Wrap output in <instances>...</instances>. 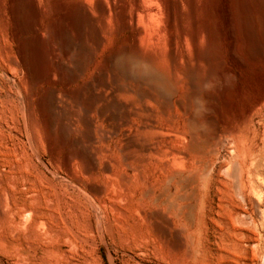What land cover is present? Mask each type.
Segmentation results:
<instances>
[{
  "label": "rangeland",
  "instance_id": "1",
  "mask_svg": "<svg viewBox=\"0 0 264 264\" xmlns=\"http://www.w3.org/2000/svg\"><path fill=\"white\" fill-rule=\"evenodd\" d=\"M121 1L65 55L53 28L82 0H0V264H264V0L244 2L251 51L232 0L132 28ZM118 51L153 56L169 94L115 71Z\"/></svg>",
  "mask_w": 264,
  "mask_h": 264
},
{
  "label": "bare ground",
  "instance_id": "2",
  "mask_svg": "<svg viewBox=\"0 0 264 264\" xmlns=\"http://www.w3.org/2000/svg\"><path fill=\"white\" fill-rule=\"evenodd\" d=\"M83 2L80 3L81 5L75 9L71 15H68L66 17H64V21L66 22V24L68 25V27L70 28V32L69 33H63V29L61 27V23H58L56 26H54L53 30H54V35L56 36V38L58 39V41L60 42V48H61V51L67 55L69 54L70 52H72L73 50H77L78 52L82 53L83 52V23H82V18L84 15L86 16H90V18H92L91 16H97L96 18L98 19L95 20L98 22V27H99V31H100V34H104L107 32L108 34H111L112 31H113V28H114V23H115V18L119 19V17H117L115 14V7H116V4H115V7H114V2H116L117 0H82ZM120 1V0H119ZM134 1V7L131 5V8L133 7V11L132 9L128 11L129 13V16H125V17H129V23H131V28H132V25H134L135 23H137L139 21V18L141 17V15H144L146 17H149L151 19H156L159 23L160 21L161 22H165V24L167 23H170L172 21V19L175 17V5L174 3L170 2L169 0H156V6L154 7H147L146 6V3L148 2V0H146V3L145 5L143 4L144 0H132ZM132 1L130 0L129 2L132 3ZM182 1V0H181ZM258 2H263V0H256ZM121 2H125V0L121 1ZM128 2V1H127ZM175 2V1H174ZM194 2V1H193ZM244 2L245 0H232V3H231V6L233 7V9L235 10V16H236V19H238L239 21V26L237 28V31H238V35H236V38L237 39H242L244 41V46L248 49V50H252L254 48V45L252 44V39L250 38V35L248 33V29H247V26H246V18H245V12H244ZM130 3V4H131ZM151 3V2H150ZM149 3V4H150ZM143 4V5H142ZM148 4V3H147ZM179 4V3H178ZM182 4V3H181ZM191 4V3H190ZM215 4V3H214ZM121 5V7L124 8V5L122 6V3L119 4V6ZM189 5V4H188ZM217 5V4H216ZM142 6H146L148 8V10H146V8L144 7V9L142 8ZM180 6V5H179ZM190 6V5H189ZM178 7V5L176 6ZM190 8V7H189ZM117 9V8H116ZM214 9L217 13H219V8L217 6H214ZM178 10H180L178 8ZM130 11L132 14H130ZM177 12V11H176ZM180 12V11H178ZM176 13V14H181L182 16V11L181 13ZM34 13L36 15V11L34 10ZM91 14V15H90ZM122 14V13H121ZM120 16V14H119ZM181 16H179L180 18H182ZM143 18L144 20H146V24H147V20H149L148 18L146 19ZM121 19V18H120ZM175 19V18H174ZM178 19V18H177ZM124 14L122 15V22L124 21ZM142 20V19H140ZM119 21V20H118ZM156 21V22H157ZM96 22V23H97ZM181 22V21H179ZM133 23V24H132ZM150 23L151 25L153 24L152 22H148ZM138 24V23H137ZM145 24V22H144ZM182 23H180L181 25ZM122 25V24H121ZM148 25V24H147ZM150 25V26H151ZM123 26H126V25H123ZM122 26V27H123ZM141 25H137V27H140ZM150 26H147V27H150ZM161 26L165 27L164 24L162 25L161 23ZM160 26V27H161ZM171 26V25H170ZM182 26V25H181ZM135 27V26H133ZM144 27V26H143ZM159 27V29H160ZM179 27V26H178ZM183 27V26H182ZM136 28V27H135ZM141 28V27H140ZM157 28V26H156ZM130 29V28H129ZM143 31H144V28H142ZM149 31H150V28H148ZM155 29V27H154ZM159 29H156V30H159ZM161 29H164V28H161ZM160 29V30H161ZM170 28H168L169 30ZM135 30V29H134ZM182 30V29H181ZM180 30V31H181ZM166 31L165 30H162ZM183 31V34L185 33L184 30ZM182 31H181V34H182ZM106 33V35H107ZM151 33H152V28H151ZM154 33V31H153ZM161 33V31H160ZM139 34V33H138ZM141 34V33H140ZM144 34V33H142ZM155 36H156V31H155ZM159 35V33H157ZM166 34V33H165ZM164 34V35H165ZM170 34V33H168ZM180 34V33H179ZM157 35V36H158ZM162 35V34H161ZM164 35H162L163 37H165ZM138 36V35H136ZM142 36V35H141ZM155 36L153 37L152 36V40H154ZM167 39L165 38L166 42H164L166 45L165 46H169V47H172L174 45V40L172 39V36H168L166 35ZM181 36V35H180ZM140 37V36H139ZM184 36H182L181 38H183ZM211 37V36H210ZM138 38V37H137ZM162 38V37H160ZM151 39H148L151 41ZM156 39H159V36L158 38H155L154 42L157 43V46H158V41L160 40H156ZM164 39V38H162ZM177 40V39H176ZM147 41V40H146ZM149 41V42H150ZM183 41V40H182ZM137 42V41H136ZM163 42V41H161ZM180 42V41H179ZM139 43V41H138ZM160 43V42H159ZM163 44V43H162ZM161 44V45H162ZM156 46V44H154ZM177 45H178V42H177ZM150 47L148 48H152V45H149ZM154 46V47H155ZM156 46V47H157ZM153 47V48H154ZM160 47V46H159ZM138 48V47H137ZM177 48V47H176ZM163 49L164 46H163ZM178 49V48H177ZM174 50V49H173ZM170 52V51H169ZM175 52V51H174ZM173 52V53H174ZM172 53V54H173ZM38 54V57L40 59H44L46 58V55H47V50H38L37 52ZM175 56V55H174ZM153 57V56H152ZM152 57H143L141 56L139 53L135 52V51H118L117 53H115L111 59V63L113 65V68L115 71H117L120 75H122L123 77L127 78V79H131V80H134L138 83H146L148 84L149 86L151 85L152 87L155 88V90L159 91L160 93H164V94H169L168 91H171L169 90V81L168 79L166 78L167 75L165 76L160 70H158L157 66H156V62H155V59L153 61V58ZM155 58V57H154ZM169 59H172V61H175V59L172 57L171 55V58ZM174 59V60H173ZM155 62V63H154ZM35 77L37 79H40V77L42 76V74L40 72H36L35 74ZM264 96V95H263ZM258 101V100H257ZM260 104V102H258ZM257 103V104H258ZM262 103V102H261ZM258 104V105H259ZM116 107V106H114ZM257 108V107H256ZM43 109L46 111L49 109V106L47 103H43ZM254 112V111H253ZM252 112V113H253ZM249 113V111H248ZM247 114V112H246ZM244 114L246 117L248 115ZM255 113H253L254 115ZM244 116V117H245ZM252 116V115H251ZM240 118V117H239ZM253 118V117H251ZM250 118V119H251ZM252 120V119H251ZM250 120V121H251ZM240 121H241V118H240ZM262 121V120H261ZM260 121V122H261ZM263 122V121H262ZM261 122V123H262ZM245 124V122H243ZM195 124V123H194ZM252 126V125H251ZM193 127V126H192ZM257 127V126H256ZM255 128V127H254ZM238 129V128H237ZM258 130V129H257ZM232 132V131H231ZM257 132V131H255ZM238 133V132H237ZM233 134V132L231 133ZM241 134V133H240ZM255 135V134H254ZM233 136V135H232ZM248 136V135H247ZM256 136V135H255ZM235 137V136H233ZM251 137V136H250ZM257 137V136H256ZM233 139V138H232ZM235 139V138H234ZM233 139V140H234ZM239 139V137L237 138ZM247 139V138H246ZM248 140V139H247ZM234 142V141H233ZM241 142V140H240ZM234 144V143H233ZM194 145V144H193ZM235 146V145H234ZM239 147H240V144H239ZM201 148V147H200ZM238 148V147H236ZM254 149V148H253ZM199 150V149H198ZM237 151V149H235ZM246 150V149H245ZM250 151V150H249ZM238 152V151H237ZM247 152V151H246ZM239 154V153H237ZM236 154V155H237ZM241 154V153H240ZM240 154H239V157H240ZM250 156V155H249ZM238 156H235V160L237 161V158L239 159ZM253 158V157H252ZM251 159V158H250ZM235 161V162H236ZM257 160H255L256 162ZM199 162V161H198ZM240 162H241V159H240ZM243 162V161H242ZM249 162V161H248ZM254 162V161H253ZM254 162V163H255ZM251 163V162H250ZM254 163H252V165H255ZM209 164V163H208ZM206 166V165H205ZM208 166V165H207ZM233 166V165H232ZM209 167V166H208ZM235 167H238L239 169V176H238V179L240 177V181L241 182V186L240 184L237 182V188L240 190V188H244V183H243V177H244V174L249 175L251 173V169L250 167L249 168H246V162L244 163H241L240 164V167L238 166L237 162H236V166ZM254 167V166H253ZM255 168V167H254ZM237 169V168H236ZM206 170V169H204ZM237 170V171H238ZM236 172V171H234ZM206 173V172H205ZM238 173V172H237ZM237 175V174H236ZM254 175V173H253ZM235 176V175H234ZM250 176V175H249ZM236 178V177H235ZM252 178V177H251ZM249 178V179H251ZM237 180V178H236ZM245 180V179H244ZM212 182V181H211ZM210 182V183H211ZM254 183V182H253ZM252 183V185H254ZM234 184V183H233ZM234 186V185H233ZM240 186V188H239ZM204 187V185H203ZM236 187V186H235ZM211 188V187H210ZM204 189V188H203ZM245 189V188H244ZM210 190V189H208ZM243 190V189H242ZM252 190V189H251ZM204 191V190H203ZM255 191V190H254ZM244 193L246 191H243ZM207 193V192H206ZM239 193H242L239 192ZM242 193V194H244ZM208 195V194H207ZM240 195V194H238ZM245 195V194H244ZM242 196V195H241ZM248 196V195H247ZM244 198V197H243ZM242 198V199H243ZM237 200V199H236ZM242 201V200H241ZM253 201V200H252ZM245 202V201H243ZM247 202V201H246ZM254 202V201H253ZM246 204V203H245ZM241 212V209H238V212H237V215L240 214ZM235 217V216H233ZM238 218V219H237ZM239 218L241 220L242 217H236L235 220L236 222L239 220ZM244 218V217H243ZM245 221V220H243ZM242 223V222H241ZM244 223V222H243ZM239 226V225H238Z\"/></svg>",
  "mask_w": 264,
  "mask_h": 264
}]
</instances>
